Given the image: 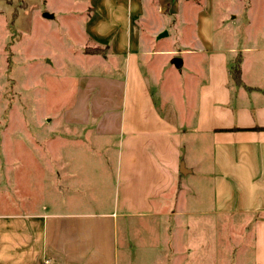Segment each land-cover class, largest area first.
<instances>
[{
	"label": "crops",
	"instance_id": "1",
	"mask_svg": "<svg viewBox=\"0 0 264 264\" xmlns=\"http://www.w3.org/2000/svg\"><path fill=\"white\" fill-rule=\"evenodd\" d=\"M122 1L125 29L114 40L120 0H90L87 41L107 48L90 54L103 60L129 51L125 76L80 79L70 107L43 118L53 135L25 146L44 174L32 187L39 202L0 212V264H117L126 220L167 216L179 177L205 167L211 207L173 214L243 221L255 264H264V38L223 48L206 26L194 47L142 48V7L154 0Z\"/></svg>",
	"mask_w": 264,
	"mask_h": 264
},
{
	"label": "rangeland",
	"instance_id": "2",
	"mask_svg": "<svg viewBox=\"0 0 264 264\" xmlns=\"http://www.w3.org/2000/svg\"><path fill=\"white\" fill-rule=\"evenodd\" d=\"M165 1L171 4L169 11ZM89 2L0 0V212L39 202L32 189L42 173L33 160L37 151L25 146L53 135L40 127L43 118L70 107L80 79L125 76L129 51L105 60L85 54L94 46L87 41ZM123 4L120 0L111 16L114 40L125 29ZM142 11L140 46L146 49L194 47L192 36L206 26L223 48L262 44L264 38V0H154ZM201 170L199 176L179 177L167 216L126 220L130 234L120 233L117 264H255L252 233L243 230V221L173 214L211 207L209 168Z\"/></svg>",
	"mask_w": 264,
	"mask_h": 264
},
{
	"label": "trees",
	"instance_id": "3",
	"mask_svg": "<svg viewBox=\"0 0 264 264\" xmlns=\"http://www.w3.org/2000/svg\"><path fill=\"white\" fill-rule=\"evenodd\" d=\"M106 51H107V48H104V49H94L93 48L92 50L87 49L85 54H89V55L90 54H104L106 53ZM239 65H240V59H237L231 67V77L234 83L237 85L240 84V66Z\"/></svg>",
	"mask_w": 264,
	"mask_h": 264
},
{
	"label": "water",
	"instance_id": "4",
	"mask_svg": "<svg viewBox=\"0 0 264 264\" xmlns=\"http://www.w3.org/2000/svg\"><path fill=\"white\" fill-rule=\"evenodd\" d=\"M165 35H166V33H163V34L160 35V37L165 36ZM179 62H180L179 59H175V60H174V64H177V63H179ZM180 172H181L182 174H185V170H184V168H183V164H181V166H180Z\"/></svg>",
	"mask_w": 264,
	"mask_h": 264
}]
</instances>
